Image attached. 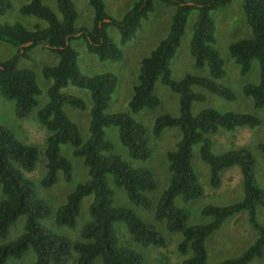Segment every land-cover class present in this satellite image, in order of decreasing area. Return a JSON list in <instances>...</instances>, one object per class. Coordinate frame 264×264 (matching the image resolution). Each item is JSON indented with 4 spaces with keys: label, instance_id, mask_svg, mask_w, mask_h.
<instances>
[{
    "label": "trees",
    "instance_id": "obj_1",
    "mask_svg": "<svg viewBox=\"0 0 264 264\" xmlns=\"http://www.w3.org/2000/svg\"><path fill=\"white\" fill-rule=\"evenodd\" d=\"M93 10L91 28L75 27L76 9L71 0H56L61 19L41 0H30L19 12L46 22V27L35 25L28 30L21 23L0 24V41L11 44L16 53L7 60L0 59V95L13 101L17 118L29 116L37 106L40 89L35 73L20 69L21 58L28 59L29 52L41 46L54 53L55 65L41 69L45 79L52 84L47 90L48 102L38 110L37 120L47 131L44 151L45 172L37 184L28 174L39 161L35 146L18 141L11 131L0 125V239L5 238L15 223L23 218L22 232L12 241L0 245V264L10 259H21L31 249L34 264H67L76 254L75 264H93L98 257L102 264H143L144 257L134 248L121 244L117 224H124L134 243L144 247H165L166 240L154 223L140 218L129 208L114 206L115 189H121L135 206L145 210L152 208L150 194L157 188L153 172L148 167H135L123 161L113 152V144L105 139V128H117L121 145L130 159L146 162L151 158L152 147L148 130L133 118L144 110L160 106L156 94L160 83L178 95V115L157 116L151 134L158 138L167 128H175L180 137L174 148L165 154L168 167L167 186L160 193L154 208V220L163 223L169 233L181 234L178 251L188 256L182 264H206V241L229 219L240 213L246 218L256 234V239L240 255L225 259L219 264H250L264 254V226L257 220L258 208L264 209V189L255 176L256 158L246 147L214 150L211 136L223 130L255 129L261 120L252 113L221 112L206 107L192 114L195 102H204L208 94L226 101H234L235 94L221 81L227 71L215 44V24L211 12L226 6L230 0H137L120 20H114L105 10L103 0H88ZM154 1L172 6L174 11L166 36L140 62L137 81L128 102V112L107 114L116 89L118 77L112 73L94 76L83 75L77 64V52L70 43L74 39L86 40L87 52L101 62H120L124 46L135 38L143 20L154 11ZM246 22L251 37L239 39L229 45V54L239 67L240 76L250 71L253 61L259 66V81L246 84L243 94L252 100L254 109L264 108V0H242ZM13 7L12 0H0V15ZM197 11L193 24L189 52L198 69H207L206 76L185 75L180 80L171 78V61L180 46L188 15ZM115 27L119 45L108 35L107 29ZM67 86L89 92L92 106L89 110L88 137L84 140L79 128L63 107L68 105L79 111L86 110L83 99L65 93ZM194 88L200 91H195ZM73 148L72 156L80 158L87 169L88 178L78 183L66 196L65 202L55 211L39 196L38 187L50 189L59 181L73 180V165L62 155L60 147ZM195 148L198 158L208 167L211 188H218L222 173L238 168L242 178L243 196L230 205H206L201 209L207 223L189 225L191 210L179 206L203 197L204 190L194 167ZM264 157V142L258 145ZM264 166V160H263ZM91 196L88 205L89 221L82 226L80 241L72 242L67 236L56 233L43 221L54 217L58 227L75 228L80 216L81 203Z\"/></svg>",
    "mask_w": 264,
    "mask_h": 264
},
{
    "label": "rangeland",
    "instance_id": "obj_2",
    "mask_svg": "<svg viewBox=\"0 0 264 264\" xmlns=\"http://www.w3.org/2000/svg\"><path fill=\"white\" fill-rule=\"evenodd\" d=\"M47 5L58 18L61 14L57 9L56 0H41ZM137 0H103L106 12L114 19L120 20L125 13L133 6ZM30 2V0H12L13 7L4 15H0V24L3 23H21L28 30H32L35 25L46 27L45 21L31 16H24L19 12V8ZM76 12L77 19L75 27L91 28L93 25V10L88 0H71ZM174 8L161 2L154 1V11L149 15V19L143 20L141 29L137 32L134 39L124 46H120L123 50V59L120 62H101L93 54L87 52L86 40L83 38L71 41V47L77 52V64L80 72L86 76H94L102 73L112 72L118 77V83L112 94L107 114L118 112H128V102L132 95V89L137 81L141 60L156 47L168 31L171 16ZM211 17L215 24V44L224 62V68L227 71L226 77L221 81L222 84L232 89L235 94L234 101H226L214 95L208 94V98L204 102H195L192 104V114H197L206 107H214L216 110L225 112L231 111L236 113L246 112L255 114L261 120V125L255 129L242 128L232 132L219 131L211 136L214 141V150L223 152L228 149L246 147L256 158L255 176L258 185L264 189V157L258 150V145L264 142V108L254 109L252 100L246 97L242 88L246 84H256L259 81V66L253 61L250 71L240 76L239 67L234 63L229 54V45L239 39L251 37V31L246 22V15L243 9L242 0H230L229 3L211 12ZM197 18V11L190 12L187 18L184 34L181 37L180 46L175 57L171 61V78L180 80L185 75L206 76L207 69H198L194 65V60L190 55L189 46L193 32V24ZM111 39L119 45V34L113 26L107 29ZM16 53V48L9 43L0 41V59L7 60ZM58 61L57 56L43 49L41 46L33 48L29 52V58H21L18 68L30 69L35 73L36 82L40 89L37 97V106L31 111L29 116L25 118H17L14 113L13 101L6 100L0 95V125L12 132L14 137L23 144L32 145L39 151V161L33 172L28 174L37 184L45 172L44 151L46 147L47 131L43 125L37 120V112L49 100L47 90L52 84L51 79H45L42 76L41 69L44 65H55ZM195 91H200L194 88ZM65 93L77 96L86 103V110L79 111L73 107L65 105L63 107L67 116L76 123L82 138L88 137L89 110L92 106L89 92L74 86H67L62 90ZM156 94L161 99L159 107L153 110H144L133 118L145 125L148 130V139L152 147L151 158L146 162H139L129 158L126 149L121 145L117 128H105V139L113 144V152L120 158L135 167H148L154 174L157 182V188L150 194L152 199V208L145 210L142 207L135 206L126 197L121 189L114 188L115 199L114 206L125 207L131 209L140 218L147 222L154 223L158 230L163 234L166 240L165 247H148L144 248L133 242L128 234L124 224H117V233L121 244L134 248L142 253L144 257L143 264H182V261L188 256H184L178 251V244L181 241V234L169 233L166 231L163 223L154 220V208L156 201L167 186L169 177L167 161L165 154L168 150L174 148L179 140V131L175 128H167L162 135L155 138L151 134V127L154 119L162 114L171 116L178 115V95L172 93L164 85L157 83ZM194 167L199 176L204 195L202 198L184 204L180 199H176L179 206H185L191 210V218L189 225L207 223L211 220L209 217L201 215V209L206 205L224 206L239 201L243 196L242 178L238 168L234 167L225 170L222 173V181L218 188H211L208 184L209 171L208 167L198 158L197 148H195ZM62 155L67 157L73 165V180L66 183L61 176L59 181L50 189H42L38 187L39 196L47 201L53 209L65 202L66 196L71 192L78 183L85 181L87 169L80 158L72 156L73 148L69 145L60 147ZM3 194L0 188V200ZM91 196L85 197L81 203L80 216L77 219L75 228L58 227L54 222V217L44 220L43 223L55 231L56 233L67 236L72 242L80 241V230L84 223L89 221L88 205ZM257 220L264 226V209L258 208ZM24 219L20 218L10 229L9 234L0 239V245L14 240L21 232ZM254 230L249 225L246 213H240L229 218L221 228L214 232L206 241L205 247L207 251L206 264H219L221 261L236 257L245 251L250 244L256 239ZM76 254L67 264H75ZM35 255L29 249L25 255L18 260L10 259L6 264H34ZM93 264H102L100 257L96 258ZM250 264H264V254L260 259L253 260Z\"/></svg>",
    "mask_w": 264,
    "mask_h": 264
}]
</instances>
